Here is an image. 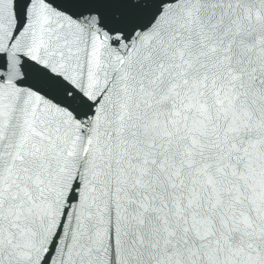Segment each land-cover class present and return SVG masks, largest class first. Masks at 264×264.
<instances>
[{
  "label": "snow or ice",
  "instance_id": "1",
  "mask_svg": "<svg viewBox=\"0 0 264 264\" xmlns=\"http://www.w3.org/2000/svg\"><path fill=\"white\" fill-rule=\"evenodd\" d=\"M0 264H264V0H0Z\"/></svg>",
  "mask_w": 264,
  "mask_h": 264
}]
</instances>
